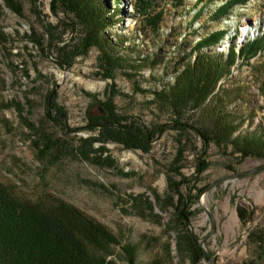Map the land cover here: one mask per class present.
<instances>
[{"label":"rangeland","instance_id":"374dc122","mask_svg":"<svg viewBox=\"0 0 264 264\" xmlns=\"http://www.w3.org/2000/svg\"><path fill=\"white\" fill-rule=\"evenodd\" d=\"M102 1L113 16L120 10L106 40L135 62L114 78H106L100 48L74 57L86 28L63 6L15 0L18 15L0 0V183L20 199L63 201L104 225L118 240L109 258L116 264H128L130 249L136 264L194 263L193 252L178 246L169 204L174 198L176 205L177 192L192 212L189 231L210 258L203 254L197 264L254 260L250 238L264 231V170L236 174L264 167V159H244L210 137L221 113L238 124L236 135L264 139V55L242 67L238 61L200 109L175 112L154 92L182 71L176 62L183 43L223 32L219 45L205 50L226 55L233 43L239 50L261 38L264 0L236 6L219 21L211 16L228 0H149L152 13L163 15L158 33L146 29L136 0ZM51 94L61 115L48 110ZM109 109L155 132L146 149L99 142L92 118Z\"/></svg>","mask_w":264,"mask_h":264},{"label":"trees","instance_id":"16d2710c","mask_svg":"<svg viewBox=\"0 0 264 264\" xmlns=\"http://www.w3.org/2000/svg\"><path fill=\"white\" fill-rule=\"evenodd\" d=\"M250 1L228 0L211 17L219 21L229 16L234 7L247 5ZM4 2L9 10L20 15L15 0ZM54 4L73 13L86 28L85 37L74 48V57L85 55L92 48H100V60L108 74L106 78H114V72L120 67H135V62L128 59L126 54L118 52L104 36L109 25L117 22L114 18L119 16L120 10L113 16L114 14L107 12L102 0H54ZM117 5L120 6V3ZM151 6L149 0H136L133 8L143 18L146 29L158 33L163 15L161 12L152 13ZM223 34L216 32L197 41L193 46L186 43L180 45V51L184 52L176 64L177 67H182V71L176 76L173 85H166L161 91L154 92L156 100L166 103L175 112L188 108L200 109L218 95L217 88L222 79L231 76L238 61L242 60L239 65L242 67L249 65L252 59L264 55V35L248 41L239 50L233 43L226 55L215 50H205L218 46ZM71 61L72 59L69 60ZM262 91L264 93V88ZM48 110L61 115L53 94L48 98ZM220 114L217 113L214 124L216 128L210 138L219 145L231 144L244 159H264L263 137L257 136V133L236 135L238 124L230 122L228 117ZM125 121L113 109L92 118L93 125L98 128L102 137L99 142L119 143L127 149H146L155 132L125 124ZM201 135L206 143L211 141L206 135ZM85 156L88 157L87 154ZM177 195L176 205L174 198H171L169 204L176 211L178 246L181 248L186 245L193 252V264H197L204 256L199 240L189 231L192 212L184 196L179 192ZM155 196L161 203V198ZM250 242L256 245L257 256L246 264H261L264 261V231L252 234ZM115 245H118L117 238L104 225L70 204L63 201L50 204L23 200L0 183V264H116L113 259L109 260L114 255ZM128 253V264H136L135 251L130 249Z\"/></svg>","mask_w":264,"mask_h":264},{"label":"water","instance_id":"95a60500","mask_svg":"<svg viewBox=\"0 0 264 264\" xmlns=\"http://www.w3.org/2000/svg\"><path fill=\"white\" fill-rule=\"evenodd\" d=\"M261 170H264V167L255 169V170H253L251 172H244V173H241V174H236V177H242V176L248 175L250 173L258 172V171H261ZM203 254H204L205 258L210 259L209 256L207 255V253L205 252V250H203Z\"/></svg>","mask_w":264,"mask_h":264}]
</instances>
